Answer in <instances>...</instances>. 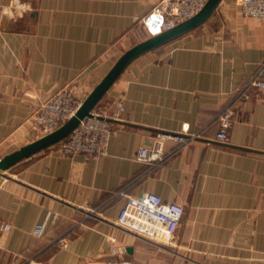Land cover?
<instances>
[{
	"label": "crops",
	"instance_id": "crops-1",
	"mask_svg": "<svg viewBox=\"0 0 264 264\" xmlns=\"http://www.w3.org/2000/svg\"><path fill=\"white\" fill-rule=\"evenodd\" d=\"M160 1L0 0V158L38 138L41 101L69 83L84 101L150 38L144 17ZM263 59L264 19L236 0L136 57L95 107H125L105 155H67L58 142L0 175V218L12 225L0 232V264H108L111 237L133 264H264V91L238 101L227 140L215 139L218 113ZM184 129L201 137L165 141L161 162L137 158L158 131ZM147 191L184 205L173 239L118 226L126 195Z\"/></svg>",
	"mask_w": 264,
	"mask_h": 264
},
{
	"label": "built area",
	"instance_id": "built-area-1",
	"mask_svg": "<svg viewBox=\"0 0 264 264\" xmlns=\"http://www.w3.org/2000/svg\"><path fill=\"white\" fill-rule=\"evenodd\" d=\"M208 0H161L154 9L144 17V23L151 35L171 29L179 23L193 17L201 11ZM246 17L264 19V0H236ZM258 88L264 91V59L259 62L256 71L235 92L229 103L218 113L216 120L219 130L216 140L226 141L237 113V102L251 97V90ZM83 102L81 95L72 83L58 89L47 99L41 101L31 116L33 130L37 137L47 135L79 109ZM123 101L117 103V110L111 115L101 109L93 110L91 116L81 120L76 128L59 143L61 151L67 155L85 153L97 158L107 153L111 135L115 132L114 119H119L124 111ZM202 131H158L152 147H142L138 159L144 162H161L166 157L164 143L172 140L179 148L201 137ZM185 213L183 204L176 201H165L159 194L147 191L140 195H126V203L121 208L117 224L122 229L135 235L153 240L173 239ZM9 221L0 218V232L10 230ZM42 228L38 227L37 234ZM111 257L108 264H133L123 256L117 245L116 237H111ZM62 243H65L62 240ZM13 264H45L38 258H26Z\"/></svg>",
	"mask_w": 264,
	"mask_h": 264
},
{
	"label": "water",
	"instance_id": "water-1",
	"mask_svg": "<svg viewBox=\"0 0 264 264\" xmlns=\"http://www.w3.org/2000/svg\"><path fill=\"white\" fill-rule=\"evenodd\" d=\"M221 1L222 0H208L201 11L193 17L179 23L171 29H167L155 35H152L150 38L126 50L115 63V65L111 68V70L107 73V75L100 81V83H98V85H96V87L91 91L87 98L82 102L79 109L71 118H69L65 123H63L53 132L41 136L34 141L0 158V175L17 162L47 147H50L67 137L74 130V128L78 126L82 119L93 114L92 112L96 105L103 98V96L106 94V92L130 62H132L139 55L162 44H165L205 22L217 9ZM32 10L33 7L29 5L27 12H31ZM127 250L131 249L127 248Z\"/></svg>",
	"mask_w": 264,
	"mask_h": 264
},
{
	"label": "rangeland",
	"instance_id": "rangeland-1",
	"mask_svg": "<svg viewBox=\"0 0 264 264\" xmlns=\"http://www.w3.org/2000/svg\"><path fill=\"white\" fill-rule=\"evenodd\" d=\"M39 137H41V136H39ZM39 137H38V138H39Z\"/></svg>",
	"mask_w": 264,
	"mask_h": 264
}]
</instances>
